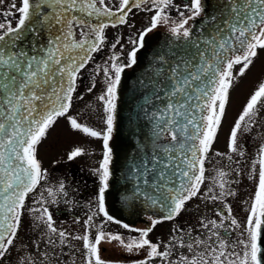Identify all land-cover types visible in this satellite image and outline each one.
Returning a JSON list of instances; mask_svg holds the SVG:
<instances>
[{
    "label": "snow or ice",
    "instance_id": "6c2138e0",
    "mask_svg": "<svg viewBox=\"0 0 264 264\" xmlns=\"http://www.w3.org/2000/svg\"><path fill=\"white\" fill-rule=\"evenodd\" d=\"M3 2L0 0V4ZM225 3L227 15L222 23L211 18L210 23L215 27L210 28L207 35L193 40L189 22L203 13V0H190L183 9L175 5L174 0H117L115 4L113 0H21L20 6L12 0L10 9L19 13L17 26L13 27L10 22L0 23V261L14 249L26 198L47 176L37 159V146L57 119L66 116L72 108L79 73L106 44L105 30L127 24L136 8L153 15L150 26L138 39L131 41L134 47L128 54V63H120L121 55L113 54L108 66L103 68L106 88L98 99L103 105L106 131H97L68 117L73 129L103 140L105 151L97 169L101 182L98 212L113 221L105 210V192L110 176L109 140L115 119L117 87L125 68L136 64L137 51L144 47L145 36L162 24L168 25L171 20L168 10L175 8L181 19L172 22L169 30L177 40L183 39L196 51L190 58L180 57L171 68L169 103L159 110V116L153 113L157 120V136L170 137V143L162 148L165 160H155L161 165L156 185L161 194L156 199H148L166 215L163 220L149 217L151 225L144 229L122 225L137 234L125 237L104 231L103 225L96 226L93 213L85 221V234L72 236L54 226L48 208H32V212L40 213L36 219L45 225V246L52 249L43 252L42 261L55 259L60 264L56 249L68 247L66 242L74 239L83 241L84 264H105L101 258L102 242H116L128 253L145 251L147 259L141 264H264V146L260 147L255 161L259 165L258 174L255 165L249 174L256 181V190L247 209L245 224L235 241L228 239V235L234 230L232 226L239 229L241 225L232 218L230 207L226 216L217 213L228 221L229 227L216 220H201L202 227L209 232L204 240L192 236L189 231L186 241L180 228L173 229L166 244L150 238L157 224L176 218L189 201L200 196L206 179L205 161L225 117L235 80L233 69L242 65L238 75L244 76L258 51L264 50V0H225ZM0 15L11 17L13 12L9 10ZM41 33H47L46 45L32 44L31 50L20 47L29 35L39 39ZM118 43L119 38L111 48L114 50ZM262 111L264 83L251 94L230 130L231 153L244 155L239 137L250 134L258 126ZM82 154L83 149L77 148L68 158L72 160ZM227 175L219 171L214 180L219 192L209 188L205 194L207 199L216 201L235 195L228 187L235 181L226 180ZM47 191L49 196L57 195L52 189ZM58 191L64 192L63 184ZM36 203H46L42 194ZM219 229L224 230V235ZM33 247L39 250L38 243ZM174 247L186 248L191 255L181 254L173 260ZM19 264H37V261L33 254H21Z\"/></svg>",
    "mask_w": 264,
    "mask_h": 264
},
{
    "label": "flooded vegetation",
    "instance_id": "af4514ba",
    "mask_svg": "<svg viewBox=\"0 0 264 264\" xmlns=\"http://www.w3.org/2000/svg\"><path fill=\"white\" fill-rule=\"evenodd\" d=\"M15 2L17 6H20L21 0H15ZM11 3L12 0H4L3 4H0V13L9 10L13 12L11 17L0 15V23L7 24L10 22L15 27L17 26L19 13H16L15 9H10ZM113 3H117V0H113ZM174 3L183 9L185 5L190 3V0H174ZM168 12L171 16L169 24H162L152 32L156 30L170 31L169 27L172 22H178L181 19L175 8L169 9ZM185 14L187 15V13ZM152 15V12L133 8L127 24L109 27L105 30L107 38L106 44L101 51L93 54L92 61L79 73L76 82V92L73 94V105L70 109L74 113L71 117L76 118L78 122L97 131H106L103 105L98 99L106 88V78L103 68L108 66L110 63L109 57L113 54L121 55L120 63H128V54L134 47L131 41L138 39L140 33L150 26ZM117 38H119V43L113 50L111 45ZM98 66L99 72L97 73ZM93 84H95V87H92ZM90 88L91 91H89ZM90 138L94 139L96 144L83 149V154L75 159L69 160L68 158L72 151L66 153H46L43 158L37 156L47 176L26 198L18 238L15 242L14 249L7 255L5 258L6 262L3 264H19L21 254H33L37 264H57L55 259H45L42 261L43 252H50L52 249L46 248L45 246L44 237L46 227L36 219L40 213L32 212V208H48L52 214L54 226L59 230L66 231L72 236H82L85 234V221L93 213H95L93 215V221L96 226L103 225L104 231L121 234L125 237H131L137 234L125 229L122 226L124 224L129 225L131 228L144 229L151 225V221L148 219L149 217L163 220V217L144 214L141 219L131 223H115L114 221L116 220L108 221L103 213L98 212V194L101 182L97 169L103 160L105 150L103 148L102 138ZM112 138L113 132L109 140L111 150ZM239 145L242 146V150L244 151L243 156L230 152L229 141L222 147L211 149L205 161L206 179L201 187L200 196L189 201L185 210L176 218L164 220L162 223L157 224L150 234L153 242L162 241L165 244L168 243L175 228L183 230V236L186 241L189 239V231H191L192 236L204 240L209 235V232L202 227L201 220H216L217 223L229 227L228 221L217 215L218 212H222L226 216L228 207L232 209V218L236 219L238 224L241 225L239 229L232 226L234 230L229 233L228 239L235 241L238 238V233L242 231V227L247 219V209L251 204V197L256 190V181L251 179L249 174L253 171L254 167L255 149L264 146V111L261 112V119L258 122V126L250 134H243L239 137ZM45 148L48 151L54 149L52 147ZM217 152L222 153V155L216 156L215 154ZM229 156L232 157L231 160L228 159ZM221 170L228 173L225 177L226 180L229 182L235 181L234 183L228 184V187L231 188L235 195L216 201L207 199L205 194L208 193L209 188H213L215 193L219 192V188L214 183V180H216ZM61 184L64 186L63 193L58 191ZM47 189H52L57 192V195L55 197L49 196ZM41 194L46 201L43 205L36 203L37 200L41 199ZM53 199L56 200L55 203L52 202ZM105 210H108L106 204ZM95 230L94 228L93 232ZM219 231L221 235H224L223 229H219ZM34 243L39 244V250L33 247ZM66 243L68 247L56 249L60 264H73V262L74 264H84L83 241L70 239ZM100 249L101 258L105 261V264H141L143 260L147 259V253L145 251L141 250L138 253H128L116 242H102ZM181 254L191 255L186 248L174 247L172 249L173 260ZM153 264H158V262H153Z\"/></svg>",
    "mask_w": 264,
    "mask_h": 264
},
{
    "label": "water",
    "instance_id": "95a60500",
    "mask_svg": "<svg viewBox=\"0 0 264 264\" xmlns=\"http://www.w3.org/2000/svg\"><path fill=\"white\" fill-rule=\"evenodd\" d=\"M203 6L201 16L189 22L193 40L207 35L209 29L215 27L210 23L211 18L222 23L227 15L225 0H203ZM47 39V33H41L39 39L29 35L20 47L27 50H31L32 44L42 47ZM195 51L170 31L156 30L145 36L136 64L125 68L121 74L115 100L110 176L105 192L107 213L116 221L131 223L144 214L166 215L148 199H156L161 194L156 187L161 165L155 160H165L162 148L170 143V137L157 136L153 113L159 116V110L169 103L171 68L180 57L190 58Z\"/></svg>",
    "mask_w": 264,
    "mask_h": 264
},
{
    "label": "rangeland",
    "instance_id": "374dc122",
    "mask_svg": "<svg viewBox=\"0 0 264 264\" xmlns=\"http://www.w3.org/2000/svg\"><path fill=\"white\" fill-rule=\"evenodd\" d=\"M241 67L242 65H236L233 69L235 80L229 93V103L226 106L225 117L222 120L221 127L217 132V137L212 148L222 147L229 141L230 130L239 114L242 112L247 100L259 85L264 83V50L258 51V56L254 59L253 64L242 77L238 75ZM72 114L74 113L69 110L66 116L58 118L56 123L49 129L46 137L42 139L41 143L37 146V156L39 158L45 157L46 153H66L76 150L77 148L85 149L87 147H92L96 144L94 139L70 126L68 117ZM45 147H52L54 149L48 151ZM259 149L260 147L256 148L254 151V165L257 174L259 165L255 164V161L258 159ZM4 262H6V260L0 261V264Z\"/></svg>",
    "mask_w": 264,
    "mask_h": 264
}]
</instances>
